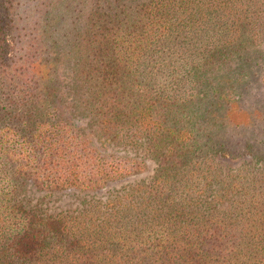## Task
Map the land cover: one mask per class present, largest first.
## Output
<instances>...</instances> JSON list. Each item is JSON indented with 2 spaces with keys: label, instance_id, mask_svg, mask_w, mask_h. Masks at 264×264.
Listing matches in <instances>:
<instances>
[{
  "label": "trees",
  "instance_id": "obj_1",
  "mask_svg": "<svg viewBox=\"0 0 264 264\" xmlns=\"http://www.w3.org/2000/svg\"><path fill=\"white\" fill-rule=\"evenodd\" d=\"M75 1L0 2V264H264V0Z\"/></svg>",
  "mask_w": 264,
  "mask_h": 264
},
{
  "label": "rangeland",
  "instance_id": "obj_2",
  "mask_svg": "<svg viewBox=\"0 0 264 264\" xmlns=\"http://www.w3.org/2000/svg\"><path fill=\"white\" fill-rule=\"evenodd\" d=\"M3 0H0L2 2ZM83 0L75 1L71 4V12H70V20L73 22H77L74 24L78 29H75L74 32H77L79 28L83 26V15L84 10L87 6L86 2L83 6ZM74 8L79 10L78 12H74ZM3 11L0 8V13ZM70 37H73L70 35ZM7 43H11V35H6ZM87 118L82 117L77 120V123L80 125H86ZM93 141L96 146L99 147L101 151L106 152H117L119 154L126 153L127 155H134V152L123 148L122 146H116L112 144H106V142H102L96 138H93ZM243 160H234V161H223L222 165L225 168L236 169L238 168ZM153 162L150 160H145V169L137 174L135 177L131 176L126 178L123 181L114 182L106 185L104 188L95 190V191H84L77 189H62L55 191H44L37 190L33 186L28 185L26 187L25 193L22 195L23 200L29 207L38 210V212L43 214H56L61 211H74L77 208H81L86 205L91 200H104L110 191L118 189L120 186L124 185L128 181H132L134 179L148 178L153 171Z\"/></svg>",
  "mask_w": 264,
  "mask_h": 264
}]
</instances>
